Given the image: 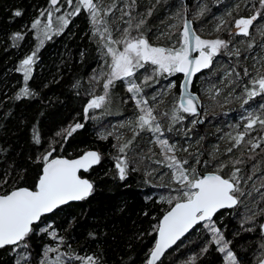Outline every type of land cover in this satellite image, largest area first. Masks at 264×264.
Returning <instances> with one entry per match:
<instances>
[{
    "label": "trees",
    "instance_id": "16d2710c",
    "mask_svg": "<svg viewBox=\"0 0 264 264\" xmlns=\"http://www.w3.org/2000/svg\"><path fill=\"white\" fill-rule=\"evenodd\" d=\"M112 2L103 0V7ZM116 3V10L106 17L113 39H121L123 30L128 28L126 21L130 18L127 15L121 18L123 9L131 11L132 36L143 35L154 46L179 47L185 18L183 0H135L131 9L128 7L131 0ZM48 7L49 0H0V194L18 187L35 188L42 174L43 157L52 149L55 151L51 157H74L97 149L100 162L84 173L93 183L91 194L60 206L38 222L39 228L47 226L49 231L55 230L63 237V244L53 241L48 233L34 231L28 239L30 264H39L46 246L60 247L61 252L72 255H94L100 264H146L156 242L159 222L175 204V200L171 204L167 201L177 195L179 185L172 179V170L167 167L153 134L146 130L135 134L134 129L139 131L135 122L140 112L125 81L116 80L108 89L104 106L89 109L85 114L87 102L95 94L105 93L103 84L107 78L98 81L93 77L105 73L110 57L102 55L100 37L93 35L89 17L83 10L63 32L52 35L40 46L37 32L30 26L40 17L41 10ZM257 8L258 0H190L192 23L202 39L230 40V49L240 51L239 56L222 53L215 57L212 68L195 79L193 90L203 102L201 125L195 122L196 115L181 113L184 119L175 124L159 115L171 113L178 103L182 80L179 73L155 76L143 85V96L149 104H155L153 95L162 100L154 113L164 129L161 138L175 144L174 154L179 160L188 161L186 168L195 169L198 176V165L201 171L216 172L221 164H226L220 171L224 177L230 176L235 168L240 169V186L245 193L241 203L213 218L225 239L231 242L229 247L239 264H258L264 258L261 247L264 230L260 227L264 218V151H261L264 144L251 151L246 142L249 136L264 135V129L257 125L239 146H235L233 139L244 132L249 111L264 114L261 107L264 96L244 103L247 99L244 86L250 77L243 74L247 68L252 77L257 69L264 75V36L256 30L264 24V9L250 28V36L230 32L234 31L236 19L249 17ZM17 10L23 15L15 16ZM201 10L203 14L198 15ZM141 19L145 23L137 30L135 25ZM221 20L225 24L216 31ZM16 33L22 34L23 39L14 41ZM249 43L254 47L250 49ZM33 51H37V56L27 82L32 95L17 99L24 87L23 73L17 69ZM153 72V66L145 65L134 79L141 83ZM172 82L175 87L165 95L166 84ZM77 123L82 127L67 136L65 130ZM37 134L39 144L34 138ZM129 140L130 147L121 153L120 147ZM117 157L127 160L123 180L115 167ZM237 160L242 162L234 164ZM254 213L251 222H244L245 217H253ZM209 238L208 230L199 224L164 256L161 264H225L217 246L209 245ZM205 247L208 251L202 252ZM12 248L0 249V264H15L17 253ZM72 264L80 262L73 260Z\"/></svg>",
    "mask_w": 264,
    "mask_h": 264
},
{
    "label": "snow or ice",
    "instance_id": "6c2138e0",
    "mask_svg": "<svg viewBox=\"0 0 264 264\" xmlns=\"http://www.w3.org/2000/svg\"><path fill=\"white\" fill-rule=\"evenodd\" d=\"M258 4L259 8L252 15L240 17L234 21V31L230 32L231 35H243L245 37L251 35L250 28L262 16L261 9H264V0H258ZM134 6L135 0H131V4L128 5L129 9ZM116 8V0H113L108 7H103V0H49V7L41 10L40 17L36 18L30 27L36 30L37 39L40 46H42L45 40L52 38V35L63 32L71 19L80 15L82 10L87 13L93 35L100 37L102 55L110 57V63L105 60L110 71L107 74L101 73L99 77H93V79L107 77L106 82L103 84L105 93L91 99L85 108V114L87 115L89 109H100L104 106L108 89L114 85L116 80L125 81L127 91L132 95L140 112L135 122L139 131L134 129L135 134L139 135L140 131L145 130L152 133L155 137L154 142L160 147L164 155L167 167L172 170V179L179 187L176 189L177 195L171 197L167 202L171 204L175 200V204L164 215L157 229L159 239L149 254L147 264H157L165 251L197 224H202L208 230L210 233L209 245L214 244L217 246V250L223 255L225 264H239L237 256L229 247L231 242L225 239L221 229L216 226L213 217L218 211L236 207L241 203V197L245 193L240 186L241 178L238 175L240 169L235 168L230 176L224 177L219 173L227 165L221 164L215 173L199 177L195 174V169L186 168L185 165L188 164V161H181L174 154L176 151L175 144H170L168 139L161 138L164 136V129L158 115L154 114L155 107L150 105L149 100L143 96V85H147L155 76L184 74L185 79L181 84L183 91L178 98L177 105L171 113L159 114L168 117L170 123L175 124L184 119L181 113L193 116L198 114V99L189 91L193 77L205 69L212 68L214 58L222 53L228 56H239L240 51L239 49L235 51L230 49V40L222 38L202 39L196 34L191 21L188 19H183L180 40L178 41L179 47L153 46L143 35L132 36V14L130 10L124 11L123 9H121V18L125 15L130 18L126 21L128 28L123 30L121 39H113L106 17ZM202 14L203 10L198 13V15ZM14 15L19 17L23 13L17 10ZM148 15H151V11ZM42 20L46 22L42 23ZM144 23L143 19L139 20L135 28L138 30ZM224 24L225 21L221 20L216 26V31H220ZM173 27L176 26L173 25ZM256 30L260 32L261 36H264V24L259 25ZM21 39H23L22 34H14V41ZM116 45H123V49L120 50L115 47ZM248 47L251 49L254 45L249 43ZM37 51H33L23 59L17 69L23 73L24 78V87L18 93L17 99L32 95L27 87V82L31 78L32 65L35 63ZM193 52L198 53V55L193 57ZM145 65L154 67L153 75L145 76L141 83H137L134 79L136 72L144 68ZM243 74L250 77L249 82L244 86L247 96L244 103L247 104L257 96H264V75L260 74V70L257 69L255 77L251 76L247 68L243 70ZM236 76L239 77L240 73L237 72ZM170 87H175V83L172 82ZM152 100L157 104L160 102L155 95L152 96ZM261 107L264 108V105H261ZM245 119L244 132L233 138L236 142L235 146L245 142V136H249L257 125L264 129V114L256 115L249 111ZM81 127L82 125L79 123L71 126L65 130L66 135L71 136L73 132ZM168 131H171V127L168 128ZM57 135H61V133H57ZM34 138L36 143L39 144V135H35ZM246 142L250 145V150L255 151L264 144V135L257 138L249 136ZM131 143L132 141L129 140L120 147L119 151L125 153ZM53 151L55 149H52L43 157L42 175L39 177L35 190L18 188L10 193L0 195V249L13 246L12 250L17 253L15 264H30L31 252L29 251L28 239L34 231L48 233L53 241L62 245L63 237H59L55 230L49 231L47 226L42 229L39 228L37 222L41 220L43 215L52 213L69 201L85 199L93 190V184L88 179L81 178L79 173L82 169L87 171L93 164L99 163L100 156L98 153L88 152L80 159L75 160L49 159ZM184 151H187V149H184ZM228 151L231 152L232 149L229 148ZM261 151H264V148H261ZM241 162L237 160L234 164ZM157 163H161V161H157ZM197 163H200V161L197 160ZM115 167L118 170L119 178L121 180L125 179L126 158L117 157ZM255 215L254 213L253 217H245L244 222H251ZM34 225H37L35 229ZM260 227L264 230V225ZM246 230L251 231L252 229ZM261 247L264 248V245H261ZM207 251L208 247L202 249V252ZM50 253H56L54 258H49ZM42 257L39 264H72L73 260L79 261L80 264H100V259L94 255H72L68 252H61L60 247L54 246H46L42 250ZM195 259L193 257L192 261L194 262ZM261 264H264V261H261Z\"/></svg>",
    "mask_w": 264,
    "mask_h": 264
},
{
    "label": "water",
    "instance_id": "95a60500",
    "mask_svg": "<svg viewBox=\"0 0 264 264\" xmlns=\"http://www.w3.org/2000/svg\"><path fill=\"white\" fill-rule=\"evenodd\" d=\"M184 1V4H185V18L184 19H188L189 21H191V23H192V19H191V16H190V13H189V9H188V6H189V3H190V0H183ZM192 25H193V23H192ZM193 28H194V30H195V32H196V34L197 35H199L200 36V34L196 31V29H195V27H194V25H193ZM201 37V36H200ZM202 38V37H201ZM193 57H195L196 55H198V53H195V52H193ZM206 70V69H205ZM205 70H203V71H205ZM202 71V72H203ZM202 72H200V73H202ZM200 73H197L194 77H193V79H192V83H191V85H190V88H189V91L193 94V95H195L196 97H197V99H198V114L196 115L197 116V120H196V123L198 124V125H201L202 123H203V121H204V119H203V102H202V99H201V97H200V95L198 94V93H196L194 90H193V84H194V82H195V79L197 78V76L200 74ZM181 76H182V80H181V84H182V82L184 81V79H185V77H184V74L183 73H179ZM182 88H181V92H180V95L182 94ZM179 95V96H180ZM98 96H100V95H98ZM96 96H94V97H92L91 99H93V98H95ZM91 99L87 102V104L91 101ZM87 104H86V106H87ZM86 106H85V108H86ZM88 152H96V153H98L99 154V156H100V159H101V155H100V152H99V150H97V149H88V150H86V151H84L83 153H81V154H79V155H77V156H74V157H68V156H65V155H56V156H53V157H51L50 159H53V158H58V159H68V160H75V159H80L82 156H84L86 153H88ZM100 162V161H99ZM98 165V163H96V164H93L87 171H89L90 169H92V168H94L95 166H97ZM87 171H85V170H81L80 171V176H81V178H83V179H88L89 180V182L90 183H92L91 182V180L84 174L85 172H87ZM212 173H215L214 171H207V172H204V171H201V168H200V165H198V176L199 177H203L204 175H207V174H212ZM220 174V173H219ZM42 175V174H41ZM221 175V174H220ZM223 176V175H222ZM37 184H38V181H37ZM36 184V185H37ZM93 184V183H92ZM18 188H28V189H30V190H35L36 189V186H35V188H29V187H18ZM18 188H15V189H18ZM93 188H94V186H93ZM15 189H13V190H15ZM12 190V191H13ZM11 192V191H10ZM9 192V193H10ZM0 195H3V194H0ZM88 197V196H87ZM81 201V200H80ZM73 202H78V201H69L67 204H69V203H73ZM66 205V204H65ZM174 206V205H173ZM173 206H171L166 212H165V214L164 215H166L167 214V212L168 211H170L171 210V208L173 207ZM234 208V207H233ZM230 209H232V208H230ZM223 210H228V209H222V210H220V211H218L215 215H214V217L219 213V212H221V211H223ZM55 211V210H54ZM53 211V212H54ZM49 214H51V213H47V214H45V215H43V216H46V215H49ZM164 215L162 216V218H161V220H160V222H159V225H160V223L162 222V219H163V217H164ZM42 216V217H43ZM41 217V218H42ZM213 217V218H214ZM38 223V222H37ZM199 224H197L196 226H194L192 229H190L184 236H182L174 245H172L169 249H167L166 251H165V253H164V255L160 258V260H158L157 261V264H161V261L163 260V258H164V256L179 242V241H181L184 237H186L188 234H190L197 226H198ZM159 239V236H158V231H157V238H156V241ZM156 243V242H155ZM154 248V247H153ZM153 248H152V250H153ZM151 250V251H152ZM149 259V258H148ZM147 264V263H146Z\"/></svg>",
    "mask_w": 264,
    "mask_h": 264
},
{
    "label": "rangeland",
    "instance_id": "374dc122",
    "mask_svg": "<svg viewBox=\"0 0 264 264\" xmlns=\"http://www.w3.org/2000/svg\"><path fill=\"white\" fill-rule=\"evenodd\" d=\"M154 46V45H153ZM115 47H117V48H119L120 50H122L123 49V45H116ZM30 55V54H29ZM28 55H26L23 59H25L26 57H27ZM22 59V60H23ZM110 71V69H109V66H108V68L106 69V71H105V74H107L108 72ZM167 75V74H166ZM167 76H169V75H167ZM97 77H99V75L97 76ZM106 77V76H105ZM107 78V77H106ZM101 79L102 78H100V79H98V81H101ZM97 81V82H98ZM104 81H106V79L104 80ZM171 82V81H170ZM170 84L171 83H169V84H166V86H165V95H169L170 94V89H171V87H170ZM99 94H95L94 96H98ZM165 99H163V101H164ZM162 101V100H161ZM160 101V102H161ZM134 103H135V100H134ZM159 104V103H158ZM158 104L155 102V104H150V105H153L155 108H157L158 107ZM203 117H204V114H203ZM196 120H197V116H196ZM196 120H195V122H196ZM169 154H171V153H169ZM56 255V253H50L49 254V258H54V256ZM261 261H264V258H261L260 260H259V262H258V264H261Z\"/></svg>",
    "mask_w": 264,
    "mask_h": 264
},
{
    "label": "flooded vegetation",
    "instance_id": "af4514ba",
    "mask_svg": "<svg viewBox=\"0 0 264 264\" xmlns=\"http://www.w3.org/2000/svg\"><path fill=\"white\" fill-rule=\"evenodd\" d=\"M263 225H264V218H263Z\"/></svg>",
    "mask_w": 264,
    "mask_h": 264
}]
</instances>
